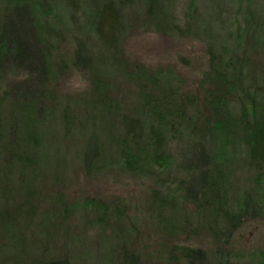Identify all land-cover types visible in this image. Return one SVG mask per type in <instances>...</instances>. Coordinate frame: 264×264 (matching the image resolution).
<instances>
[{"label":"rangeland","instance_id":"rangeland-1","mask_svg":"<svg viewBox=\"0 0 264 264\" xmlns=\"http://www.w3.org/2000/svg\"><path fill=\"white\" fill-rule=\"evenodd\" d=\"M79 2V13L67 14L75 27L57 3L59 11L45 17L53 59L37 99L40 121L28 128L19 122L12 140L31 163L0 161V264H129L131 256L140 264H172L197 251L217 264H264V184L257 187L244 149L227 146L233 138L211 120L210 94L228 98L230 88L209 69L210 48L236 54L245 64L233 91L244 85L264 93V0H115L123 32L114 61L95 35L100 0ZM78 49L92 67L78 64ZM15 76L0 72V125L8 138L18 109L24 112L10 96ZM169 91L181 96L168 101L169 110L196 98L187 112L197 117L200 141L223 175L216 180L228 207L239 211L248 199L249 207L259 206L260 214H243L228 242L217 227L222 201L187 194V186H199L180 161L179 138L164 148L167 165L156 168L129 136L126 124L134 120L145 139ZM189 133L177 134L195 143L199 137ZM127 159L140 169L129 170Z\"/></svg>","mask_w":264,"mask_h":264},{"label":"trees","instance_id":"trees-1","mask_svg":"<svg viewBox=\"0 0 264 264\" xmlns=\"http://www.w3.org/2000/svg\"><path fill=\"white\" fill-rule=\"evenodd\" d=\"M55 3L58 4L59 8L62 6V14L66 16L65 19L71 27L78 25L77 21L71 20L72 15L67 14L68 12L79 13L78 9H81L82 6L79 4V0H0V72L7 79L9 76L17 75L15 76L18 79L16 86L9 85L11 88L10 96L18 107L24 110L20 113L18 109L19 113L15 116L17 120L13 124L15 127L9 138L2 131L3 127L0 125V161L3 164L26 166L31 163L28 160L30 157L24 158L22 154L20 156L19 142L12 140L13 137L14 139L17 137L18 133L15 130L19 128V122L28 128L30 123L35 122L36 124L40 121L38 112H41V109L37 106V99L43 96L42 90L45 89L51 75L49 62L53 59V54L47 49H51L49 46L51 41L47 38V33L52 29L45 25V17L50 13L55 15L56 11H59L54 6ZM37 8L40 12L37 11ZM39 13L42 17L40 15L38 18ZM120 16L115 0H100L97 15L93 21V24H96L95 35L107 54L112 56V61L116 58L123 32ZM40 23H42L41 27L39 26ZM213 49H209L210 72L217 75V82L230 88L231 96L229 95L230 98H227L218 97L214 93L210 94L211 120L224 137L233 138V142L228 141L227 146L244 149L247 161L255 174L254 180L257 187L260 188L264 184V93L247 91L244 89V85L240 87L235 85L237 88H234L233 91L231 88L233 79L241 72L239 71L240 67H244V60L231 52L222 56ZM7 52L9 55H5ZM77 61L83 68L92 67L94 64L93 59L92 63L90 58H86L83 49H78ZM104 61L105 59H103ZM97 64L99 65L96 62ZM160 79L167 85L172 82L168 77L162 76ZM21 82L23 85H19ZM179 96L169 91L168 95L166 94L165 98L163 97L161 100L164 108H161L159 105L161 102H159L160 107L156 109V114H152L153 125L144 129L146 132L144 140L141 137L142 128L139 122H134V120H129L126 124L129 136H134L133 139L135 138L140 145H143L144 158L156 168H163L167 165L169 161L164 155V148L168 142L173 140L175 142L179 138L181 143V148L178 150L180 161H182L187 174L192 175L194 181L197 182L195 184L199 186L197 192H194L192 187L187 186V194L195 200L200 195L210 194L215 200L218 198L222 201V210L218 214L217 227L219 236L223 234L226 242H228L232 231L241 222L243 214L247 212L250 214L252 210L255 215L256 213L260 214L259 206L249 207L248 199L246 201L247 206L244 203L239 211L233 212L234 210L228 207V201L225 199L226 194L222 191V185L217 184L218 181L216 180L218 174L219 180L223 181V175L215 168L208 150L200 141L197 117L193 113L187 112H191L196 106V98L194 96L187 97L183 106L177 110L167 109L169 108L168 101ZM18 103L23 104L24 107L22 108ZM26 110L29 112L27 117H25ZM237 111H240L239 116L236 114ZM30 113L34 120L29 122ZM259 116L261 119H258ZM181 128L190 132V138L199 137V139L192 144L189 142L191 140L184 141L183 136L177 134ZM6 139L7 142H5ZM131 159L124 161L125 166L129 170L137 172L140 168ZM127 259H129V264H140L136 260L137 258L132 256ZM218 259H221V255H218ZM177 260L179 262H172V264H217L210 261L202 251L187 254L183 252L180 260ZM49 264H66V262L55 261Z\"/></svg>","mask_w":264,"mask_h":264}]
</instances>
